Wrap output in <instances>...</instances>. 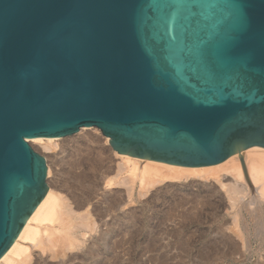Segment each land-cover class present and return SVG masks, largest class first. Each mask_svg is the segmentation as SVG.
I'll use <instances>...</instances> for the list:
<instances>
[{"label": "water", "instance_id": "95a60500", "mask_svg": "<svg viewBox=\"0 0 264 264\" xmlns=\"http://www.w3.org/2000/svg\"><path fill=\"white\" fill-rule=\"evenodd\" d=\"M83 126L179 166L264 148V0H0V257L48 188L27 139Z\"/></svg>", "mask_w": 264, "mask_h": 264}, {"label": "bare ground", "instance_id": "6f19581e", "mask_svg": "<svg viewBox=\"0 0 264 264\" xmlns=\"http://www.w3.org/2000/svg\"><path fill=\"white\" fill-rule=\"evenodd\" d=\"M78 131V139L67 144L71 148L70 158L63 167L74 183L67 184L70 177L67 174V179L61 180L57 186L46 180L49 184L44 196L1 255L0 264H30L33 248H38V251L32 264H103L107 255L104 249L107 232L100 230L97 237L91 235L95 219L101 221L104 216L112 215L118 237L114 240V247L120 248L121 207L124 202L121 190L107 191L101 188L102 182L107 186L127 185L130 195L136 181L139 182L140 194L160 179L180 181V184L159 188L158 195L164 193L163 196L168 194L173 198H168L170 204L166 211L170 217L168 220L176 219L178 224L173 231L174 245L184 251L188 248L191 241L183 238L181 233L191 224H206L214 232L209 230L213 233L212 238L206 239V244L197 253L200 264H218L231 258L245 261L252 252L246 253L250 250L252 239L264 244L263 147L252 146L231 154L218 164L200 167L173 165L115 152L120 161L114 163L117 165L113 173L112 155L109 154L111 148H105L102 138L88 128L83 126ZM60 138L39 136L29 138L28 142L51 150L59 144ZM105 141L109 144L107 136ZM50 166L48 163L47 178ZM121 173L126 175L121 176ZM222 211L225 212L221 214ZM127 221L128 225L137 226L132 224L130 217ZM86 235L89 238H85ZM26 241L30 244H25ZM242 248L247 251H241ZM236 253H239L238 258L232 257ZM119 257L115 254L112 261L120 264ZM78 258L80 261L75 260ZM159 264L166 263L161 261ZM256 264H264V260Z\"/></svg>", "mask_w": 264, "mask_h": 264}, {"label": "rangeland", "instance_id": "374dc122", "mask_svg": "<svg viewBox=\"0 0 264 264\" xmlns=\"http://www.w3.org/2000/svg\"><path fill=\"white\" fill-rule=\"evenodd\" d=\"M84 127L88 128V130H91L95 135H99L103 140L104 147L110 148V145L105 141V136L102 135L99 129H98L99 131H96L93 128V126H84ZM78 132L71 136L63 137V139L61 137L60 140H58L59 144L54 149L51 150L43 149L39 144H32L29 142L37 152H39L41 155L45 157L47 164L49 163V165H51L50 166L51 172L47 178L48 179L47 181L50 184L57 186V184H60L61 180L63 181V179H67L68 176L70 177H68L67 179L68 180L67 184L74 183V180L71 178V175L69 173L67 174L66 173L67 171L64 170V168L66 167V163L70 158L68 155H70L71 148H68L67 144L69 143V141L76 140V138L78 139L77 137L79 135ZM28 140L29 139H27V141ZM62 140H65L62 143L66 142V144H62L61 143ZM245 150H241L240 152H243ZM109 154L110 156L112 155L111 159L113 160V162L111 163L113 166V173H114V169H116L115 165H117V164L114 165V163H118L120 161V158L119 156L115 155V151H113L112 149H109ZM64 173H65V178H63ZM111 175L113 174L111 173ZM125 175L126 173H121V176H125ZM180 183H181L180 181H177L175 179H169V178H165L163 180L160 179L153 186L149 187L146 192L140 194L139 182L136 181V183H134L133 185L131 192L129 193L130 195H128L127 185L121 184V185L107 186L104 182L101 183V188L107 191L113 192L115 190H121V197L123 198V202H124V205L121 207V235H120L121 247L120 248L114 247L115 245L114 240H116L118 237L116 236L117 229L114 227L113 221L115 220L112 218V215L104 216V218H102L104 221L102 219L101 221H99V219H95V223H94L95 227L94 230L91 232V235L97 237V235L99 234L98 232H100V230L104 231L105 233L107 232L106 233L107 241L104 246L105 247L104 249L106 251L105 255L106 254L107 255L105 256L103 264H107L108 262H109L108 264H115L112 261V258L113 256H115V254H118L120 256L119 257L121 261L120 264H159L161 261H164L166 264H200L199 261H197L198 260L197 253L200 249L203 248V246L206 244V241L210 239V237L212 238L214 232L211 229H209L206 224L203 223L191 224L183 228L181 233L183 238L191 241V244L188 246V248L184 251L183 249L179 248L177 245H174L175 234H173V231L177 228L178 224L176 223L177 222L176 219L174 221L168 220L170 217H168L166 211L168 210V203H169L167 202L168 198L170 200H172L173 198L169 197L168 194L163 196L164 193L158 195V193L160 192V190H158L159 188L161 189L163 186L167 184L171 185V184H180ZM76 191L80 192L79 190ZM224 212L225 211H222L221 214ZM129 217L132 218L133 221L132 224L134 223L137 224L136 227L133 225L131 226L128 225L127 222L131 221V219L127 221ZM203 220L206 221L208 219H203ZM109 226L111 227V229ZM209 230H211L213 233H211V231L209 232ZM88 236L86 235L85 238H89ZM25 244L29 245L30 242L26 241ZM28 247H29L28 252H30L31 250L30 246ZM249 247L250 250L248 251L245 248L241 249V251L244 252L247 251L246 252L247 254H249V251H252L249 254L250 256L249 255L247 256V260L240 261L231 258L219 262L218 264H256L257 262L259 261L261 262L264 260V244H261L259 240H256L254 238L252 239ZM114 249L117 251H115ZM37 251L38 248H33V254L31 256L33 258L30 264L34 262L33 260H35L36 258L35 255L37 254ZM238 256L239 253H236V255L235 254L232 255V257H237V258ZM75 260L80 261L79 258Z\"/></svg>", "mask_w": 264, "mask_h": 264}]
</instances>
